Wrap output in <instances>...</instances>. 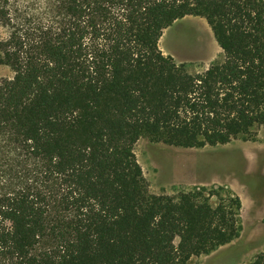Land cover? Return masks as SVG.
<instances>
[{
    "label": "trees",
    "instance_id": "obj_1",
    "mask_svg": "<svg viewBox=\"0 0 264 264\" xmlns=\"http://www.w3.org/2000/svg\"><path fill=\"white\" fill-rule=\"evenodd\" d=\"M4 4L0 264H188L236 240V194L153 195L134 148L225 146L264 129V1ZM186 17L205 19L221 51L199 71L159 49Z\"/></svg>",
    "mask_w": 264,
    "mask_h": 264
},
{
    "label": "rangeland",
    "instance_id": "obj_2",
    "mask_svg": "<svg viewBox=\"0 0 264 264\" xmlns=\"http://www.w3.org/2000/svg\"><path fill=\"white\" fill-rule=\"evenodd\" d=\"M4 2L0 0V10ZM7 35L0 22V39ZM159 49L177 64L191 65L192 71L206 68L221 54L211 28L199 17L175 22L163 32ZM11 77L10 70L0 65V82ZM134 153L153 195L175 197L197 188H224L241 200L239 237L188 264H248L264 252V129L253 140L202 149L176 148L141 138Z\"/></svg>",
    "mask_w": 264,
    "mask_h": 264
},
{
    "label": "bare ground",
    "instance_id": "obj_3",
    "mask_svg": "<svg viewBox=\"0 0 264 264\" xmlns=\"http://www.w3.org/2000/svg\"><path fill=\"white\" fill-rule=\"evenodd\" d=\"M224 165V164H223ZM228 172V171H227Z\"/></svg>",
    "mask_w": 264,
    "mask_h": 264
}]
</instances>
